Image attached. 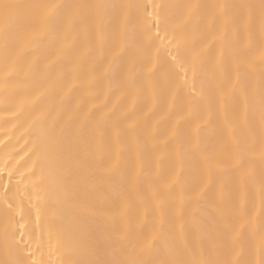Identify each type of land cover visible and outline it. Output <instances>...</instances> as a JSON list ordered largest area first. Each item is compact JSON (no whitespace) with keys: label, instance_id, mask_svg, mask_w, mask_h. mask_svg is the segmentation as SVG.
Returning a JSON list of instances; mask_svg holds the SVG:
<instances>
[{"label":"snow or ice","instance_id":"1","mask_svg":"<svg viewBox=\"0 0 264 264\" xmlns=\"http://www.w3.org/2000/svg\"><path fill=\"white\" fill-rule=\"evenodd\" d=\"M0 119V264H264V0H0Z\"/></svg>","mask_w":264,"mask_h":264},{"label":"bare ground","instance_id":"2","mask_svg":"<svg viewBox=\"0 0 264 264\" xmlns=\"http://www.w3.org/2000/svg\"><path fill=\"white\" fill-rule=\"evenodd\" d=\"M153 2L161 3V2H166V0H153ZM217 2H225V0H217ZM23 137V139H17L19 137ZM9 137H11V145L9 149L6 151L11 152L13 155L15 153H19L18 156L15 157L17 163L16 167L20 168V171L23 172L25 175H27V170L24 167H21V165H24V162L28 160V156L31 155L29 152L30 144H28L29 137L27 133L23 130L20 129L17 131L16 128H13L11 124L4 125L2 119H0V140L3 141L2 144H0V150H4V145L9 143ZM0 155H3V151H0ZM28 167H31V164L29 163ZM7 177H5V183H7ZM15 184V181L12 182ZM15 192V189H13ZM4 189H0V196L3 195ZM19 197H23V193H18L17 194ZM25 228H30V227H35V216L33 215L32 221H25ZM37 235H39V229H37ZM33 250L36 249V244H32ZM36 259L39 260L41 259L40 253H37ZM43 259L47 261L49 259L47 252L43 255ZM58 259H61L59 256H53L52 260L56 261Z\"/></svg>","mask_w":264,"mask_h":264}]
</instances>
